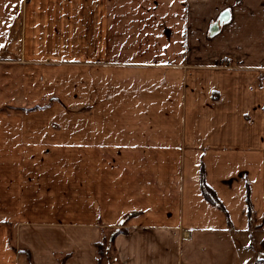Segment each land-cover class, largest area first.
I'll use <instances>...</instances> for the list:
<instances>
[{
	"label": "crops",
	"instance_id": "obj_1",
	"mask_svg": "<svg viewBox=\"0 0 264 264\" xmlns=\"http://www.w3.org/2000/svg\"><path fill=\"white\" fill-rule=\"evenodd\" d=\"M97 7L24 10L27 92L62 103L0 116V264H97L114 233L105 264H264V0Z\"/></svg>",
	"mask_w": 264,
	"mask_h": 264
},
{
	"label": "rangeland",
	"instance_id": "obj_2",
	"mask_svg": "<svg viewBox=\"0 0 264 264\" xmlns=\"http://www.w3.org/2000/svg\"><path fill=\"white\" fill-rule=\"evenodd\" d=\"M37 2L38 0H0V116H13L15 120L30 115H37L39 111L44 110L47 115H53V112L48 114L49 111H52L56 103L61 101L60 98H54L52 94H49L44 101H39L41 102L39 103L37 88L34 89L33 87V94H28L27 92V80L29 77L25 69L30 66L32 75H35L34 79L36 80L37 73H34L33 68H36L38 61L27 58L28 56L22 51L23 17L25 14L24 10L28 6L32 8ZM98 4H101V0H89V28L96 25L99 21L97 16ZM11 7L17 8L16 11L11 12ZM32 10L35 9L32 8ZM12 13H14L13 23L9 32L6 33V22L9 18L11 19ZM31 14L33 15L35 12H31ZM30 146L36 145L30 143ZM12 232L13 226L11 225ZM105 237L110 238L111 235ZM9 238L11 244L14 245L13 233L12 235L10 234ZM110 255L114 257L112 251H110Z\"/></svg>",
	"mask_w": 264,
	"mask_h": 264
},
{
	"label": "trees",
	"instance_id": "obj_3",
	"mask_svg": "<svg viewBox=\"0 0 264 264\" xmlns=\"http://www.w3.org/2000/svg\"><path fill=\"white\" fill-rule=\"evenodd\" d=\"M203 191L205 197L211 201L213 204L218 205L219 207L223 208V204L221 201L217 198V195L215 191L210 188L208 185L203 183ZM11 229V225L8 224ZM12 235V233H11ZM115 233L111 235L110 238H104L102 241L98 242L96 244L97 250H98V258H97V264H105L107 261H109V253L112 251L113 248V241L115 239ZM28 258V261L30 264H33V258H32V253L28 249H24L23 251Z\"/></svg>",
	"mask_w": 264,
	"mask_h": 264
},
{
	"label": "built area",
	"instance_id": "obj_4",
	"mask_svg": "<svg viewBox=\"0 0 264 264\" xmlns=\"http://www.w3.org/2000/svg\"><path fill=\"white\" fill-rule=\"evenodd\" d=\"M262 256V253H258V258H261Z\"/></svg>",
	"mask_w": 264,
	"mask_h": 264
}]
</instances>
